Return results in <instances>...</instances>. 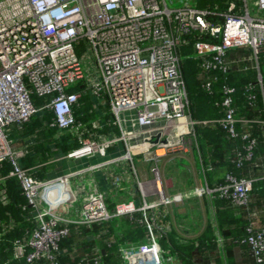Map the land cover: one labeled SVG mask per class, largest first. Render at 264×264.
I'll use <instances>...</instances> for the list:
<instances>
[{"label":"built area","instance_id":"2783aa9c","mask_svg":"<svg viewBox=\"0 0 264 264\" xmlns=\"http://www.w3.org/2000/svg\"><path fill=\"white\" fill-rule=\"evenodd\" d=\"M178 1L182 3L179 8L172 7L173 0H0V201L5 206L9 204L1 183L15 178L27 202L22 209H31L30 218L35 224L25 236L14 241V260L61 264L59 242L69 234L71 222L42 206L41 193L53 181L41 180L32 175L33 169L22 166L26 150L14 147L10 130H23L35 114L47 110L54 116L51 126L74 133L82 144L67 157L104 158L114 143L129 135L123 129L121 115L131 111L143 132L151 133L161 124L159 142L152 143L156 134L149 140L154 150L145 153L146 161L187 152L192 146L190 138L163 143L161 136L167 130L186 125L195 137L198 123L189 114L181 48L190 43V36L197 34L208 33L220 39L219 43L199 40L194 43L203 70L226 72L230 65L227 53L247 47L253 52L257 78L263 85L258 63L259 56L264 54V17L251 15L248 0H241L240 5L230 3L222 14L199 8L195 0ZM252 1L259 11H264V0ZM209 15L222 17V24L210 22ZM81 42L96 58L100 69L98 80L82 69L75 48ZM82 82L86 83L84 89L72 91ZM85 92L97 99L99 105L110 108L114 125L121 130L120 138L85 137V125L74 114V107ZM234 92L235 88L224 87L222 106L226 113L224 118L213 122L220 124L231 137L237 136L236 124L242 122L235 117L232 106ZM34 96L50 101L37 108ZM255 145V140L249 142L245 157L237 161L238 167L253 158ZM126 158L130 159V154ZM114 162L107 159L89 167L92 170ZM6 164L10 167L8 173L4 172ZM153 173L158 204H165L168 198L159 169L155 167ZM252 184L251 179L227 174L224 184L213 190L208 188L207 192L210 196L217 192L236 206H246ZM155 206L144 199L141 207L127 201L110 209L104 193L93 191L85 198L74 224L90 227L136 212L144 213ZM153 230L152 226L147 242L122 250L124 264H164ZM247 231L245 242L255 262L264 264V228L251 226Z\"/></svg>","mask_w":264,"mask_h":264},{"label":"trees","instance_id":"16d2710c","mask_svg":"<svg viewBox=\"0 0 264 264\" xmlns=\"http://www.w3.org/2000/svg\"><path fill=\"white\" fill-rule=\"evenodd\" d=\"M232 2L241 4V0H201V3L197 0V6L201 9L208 6L210 12L222 14L227 11ZM206 3L208 5L204 6ZM208 20L214 24L223 22V18L217 15H209ZM189 40L190 43L181 48L182 72L188 92L189 114L198 123L195 126L196 143L202 153L205 168L222 166L225 167L227 174L237 179L252 180L254 176L251 174H254L258 177L261 175L262 180H253L246 206H236L230 200L220 197L217 192L212 195L216 223L222 237L221 245L216 241L208 242L206 239L176 244L170 237L167 238L165 235L164 237L157 223H153L152 211L136 212L90 227L69 224V234L59 242L61 264L81 262L83 264H124L122 250L147 242L152 226L164 258H169L165 252L170 248L171 254L180 261L178 264H223V261L235 264L234 260L226 257L224 253L226 250L233 249L234 246L248 253L247 264H257L245 240L249 236L247 231L249 227L264 228V217H261L260 213L264 211V54L259 56L258 63L263 79V85H261L250 48L240 47L230 50L227 53L230 65L226 72L205 71L201 67L199 57H194L196 54L194 43L197 40L219 43L220 39L206 33L192 35ZM225 86L235 88L232 106L235 117L242 121L236 124V137H231L220 124L213 123L224 118L226 113V109L222 106ZM85 87L86 83L82 82L72 91L82 90ZM49 101V98L33 97L37 108ZM74 114L76 120L85 125V137H88V130L92 128V120L99 116L103 117L104 125L107 124L106 131L119 135L117 126L114 125L115 117L110 108L107 105H99L97 99L89 92L82 95L74 107ZM53 118L52 112L42 110L31 118L23 130L14 129L11 136L16 145L26 140L28 147L25 148L26 156L21 164L26 169H33L32 175L41 180L47 179L46 177L52 173V167L48 163L53 154L52 149H57L67 156L69 152L82 146L74 133L51 126ZM99 135L95 133L93 137L98 138ZM247 135L249 138L244 139ZM251 140L256 141L253 158L250 161H243V165L238 167L237 161L245 157L246 147ZM9 171L10 167L6 164L4 172ZM224 183L225 177L215 188ZM1 186L7 191L9 204L5 206L0 201V264H29L24 259L14 260L13 243L35 227L30 218L32 211L30 208L22 209L27 202L15 178L1 183ZM109 207L111 209L114 205ZM256 219L261 220V226L256 224Z\"/></svg>","mask_w":264,"mask_h":264},{"label":"crops","instance_id":"0c3cea01","mask_svg":"<svg viewBox=\"0 0 264 264\" xmlns=\"http://www.w3.org/2000/svg\"><path fill=\"white\" fill-rule=\"evenodd\" d=\"M122 115L126 120H123ZM122 115L123 129L129 135L125 140L120 139L114 143L104 158H69L61 154L59 150L52 149L53 154L48 162L52 167V173L45 180L53 182L47 191L41 193L42 206L49 208L53 214L72 224L79 217L75 214L73 216L71 209L77 204L79 197L86 198L90 192L104 193L108 206L133 201L141 207L145 199L150 205H156L149 210L152 211L153 223H157L163 236L170 237L174 243L185 244L206 239L208 242L216 241L221 245L222 237L216 223L213 197L209 195L207 189H215L219 181L226 176L225 167L219 165L220 167L217 168L212 166L205 168L202 153L196 143V136H191L186 125H179L177 128L163 132L161 138L170 143H177L181 138H190L193 146L187 152L146 161L145 153L154 150L149 140L152 136H158L160 133L158 125L161 124H157L151 133H146L138 127L134 112L126 111ZM102 119L103 117L99 116L92 120L88 137L98 133L101 140L120 138V128L117 127L119 135L108 132L105 128L107 124L104 125ZM14 129L10 130V138ZM14 147L28 146L25 140L17 145L14 143ZM128 154L130 159L126 158ZM135 158L149 167L144 169L136 167ZM107 159H113L116 162L90 170L89 166ZM179 165L182 170L176 169ZM155 167L159 169L161 185L168 198L165 204H158L159 199L155 194L153 173ZM167 170H171V174ZM251 175L254 176L252 179L254 181L262 180L261 175L259 177ZM76 179L78 181L74 189L72 181ZM260 213L261 217H264V211ZM256 224L261 226V220L256 219ZM157 242L159 243L158 240ZM165 253L169 258L165 259L163 256L164 264L180 263L178 258L171 254L170 248ZM224 253L226 257H231L235 264L249 262L248 253L239 247L234 246L233 249L226 250ZM223 264L228 262L223 261Z\"/></svg>","mask_w":264,"mask_h":264},{"label":"rangeland","instance_id":"374dc122","mask_svg":"<svg viewBox=\"0 0 264 264\" xmlns=\"http://www.w3.org/2000/svg\"><path fill=\"white\" fill-rule=\"evenodd\" d=\"M173 1H174L173 5H172L173 8H179V7L182 6V3L180 1H178V0H173ZM182 1H185V0H182ZM195 2H197V0H195ZM198 2L201 3V0H198ZM191 5H193V3ZM207 5H208L207 3L204 4V6H207ZM248 6H249V11H250V13H251L252 16L264 17V11H259L257 9V7L254 5V3H253L252 0H248ZM204 9L209 10V7L207 6ZM75 48H76V52H77L79 58L81 59L82 69L85 72V74L86 75L90 74L91 76L94 75L95 76V79L98 80L99 77H100V69H99V66L97 64V61H96L95 56L93 54H91V52L89 50H87L86 44H84L82 42L79 43V44H76L75 45ZM194 57L197 58V55L195 54ZM123 117L124 116L122 115V118ZM124 119L125 118H123V120ZM127 119H129V118H127ZM192 146H193V144H192ZM135 164H136V167H139L140 169H144L145 167H149L145 163H141L137 158H135ZM177 168H180L181 169V166L179 165L178 167H176V169ZM168 173L171 174V170L168 171ZM76 181H78V180L76 179V180H73L72 181V185H73L74 189H76V184H77ZM163 182L165 184V178H164ZM84 202H85V198L79 197V201L71 209V211L73 213L72 214L73 216H74V214L77 217L80 216V213H81V211L83 209V206H84Z\"/></svg>","mask_w":264,"mask_h":264},{"label":"water","instance_id":"95a60500","mask_svg":"<svg viewBox=\"0 0 264 264\" xmlns=\"http://www.w3.org/2000/svg\"><path fill=\"white\" fill-rule=\"evenodd\" d=\"M159 139H160V135H158L157 137H156V139H155V141H153L152 143L153 144H157L158 142H159ZM163 143H166V141H162Z\"/></svg>","mask_w":264,"mask_h":264}]
</instances>
